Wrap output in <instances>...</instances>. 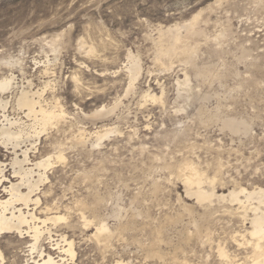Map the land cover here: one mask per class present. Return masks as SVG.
Masks as SVG:
<instances>
[{
    "label": "rangeland",
    "instance_id": "1",
    "mask_svg": "<svg viewBox=\"0 0 264 264\" xmlns=\"http://www.w3.org/2000/svg\"><path fill=\"white\" fill-rule=\"evenodd\" d=\"M175 29L179 45L196 49L191 61L158 56L159 38L168 43ZM128 53L142 71L126 93ZM11 73L17 88L0 94L9 117L31 123L13 106L28 81L33 90L48 81L44 99L57 98L67 114L20 148L32 160L53 156L37 195L40 208L66 213L68 224L53 230L74 241L75 263L231 264L249 255V245L232 239L249 227L238 205L198 203L179 171L192 163L215 177L218 193L264 186V0H0V78ZM185 77L188 87L180 89L176 80ZM114 102L108 115L87 118ZM109 127L117 131L96 144L90 133ZM13 156L0 145L1 162ZM81 212L113 230L107 246L88 235L94 228H83ZM28 239H0L3 264H26ZM153 244L161 254H151Z\"/></svg>",
    "mask_w": 264,
    "mask_h": 264
},
{
    "label": "bare ground",
    "instance_id": "2",
    "mask_svg": "<svg viewBox=\"0 0 264 264\" xmlns=\"http://www.w3.org/2000/svg\"><path fill=\"white\" fill-rule=\"evenodd\" d=\"M196 19L197 17L194 16V22H190L189 29L191 31L196 23ZM176 30L177 29L171 33L168 31L170 33L168 36L170 41L166 44L163 43L161 37L159 38L158 56H165L168 57V59L184 56L186 60L191 61L196 53V49L187 45H179V36ZM163 31L164 30H162V32ZM54 44V42L51 43V45ZM91 51L92 50L89 52ZM126 58L127 64L125 67L129 75V83L126 90L127 93L131 90L134 81L139 77L142 67L140 59L135 54L128 53ZM168 63H170V61ZM76 81L79 82L78 80ZM176 81L179 88L180 86L188 87L189 81L187 77L181 82L179 80ZM48 85L49 82L46 81L43 83L41 89L33 90L30 81H28L27 86L22 87L15 96L13 106L24 113L23 115L31 121L29 124H25V122L21 121L18 117H9V115L5 113L9 100L6 101L3 96H0V108L3 110V123L0 124V145L5 148L11 146L14 154L8 164L0 161V239L9 234H16L21 239H26V237H28L27 251L29 258L26 260V264H77L75 263L77 251H75L74 248V241L69 239L66 234L56 233L57 231L53 230L60 225H64L63 227H65V225L68 224L66 213H60L56 210L57 208L48 205L40 208L42 205L41 198L37 195L40 192V185H43L48 181L47 173L53 166V156L47 155L32 160L29 155V149L20 148L22 143L29 141L33 136L38 137V135L44 133L49 126L54 123L56 124L58 120L65 117L66 113L58 103L57 98L54 97L53 102H47V99H44L43 94L46 92L45 90ZM15 88H17V85L12 73L6 77L4 76L0 78L1 95L5 93L11 94ZM184 90H182L184 93L187 92ZM144 97H150L151 99L156 100L155 97L153 95L151 96L148 92L144 94ZM115 107H117L115 102L111 107L101 105L92 111L91 114L86 116L91 119H99L113 112V110L116 109ZM226 125L230 128H234V124L231 121H228ZM116 131L117 129L109 127L108 129L104 128L95 130L90 133V135L94 137L96 144L99 145L103 138L105 139L110 133ZM84 135V131H81L79 140H82ZM17 148L21 150L20 154L17 153ZM55 158L61 161L64 159V155L61 151H58ZM8 165L12 170L11 177L6 175V168ZM182 166L179 171V177H182L186 194L193 195L196 201L202 204L207 203L210 205L215 200L217 202H228L234 205L237 204L238 206L236 205L237 208L235 210H237L239 218L244 224H249L248 229L244 231L245 233L241 234L236 232L232 235L233 241L238 243V245L245 244L251 247L249 255H246L243 261L236 263L234 260L229 259L230 256L227 253L228 251L217 245L218 255L221 258L229 259L231 264H264V186H255L251 189L243 186H236L230 188L227 192L218 193L212 187L215 177L209 179L201 174L192 163H185L184 166ZM205 182L209 184V188L203 187V183ZM3 194L5 195L3 196ZM65 209H68V207L66 206ZM39 214H43V216H40ZM81 219L83 222V228L88 229V226H93V234L91 233L88 235L93 237L97 245L107 246V242L113 236V230L110 229L108 224L103 220L95 221L93 218L88 219L83 212H81ZM123 229L124 228L121 230ZM55 236L58 238H55ZM246 236L249 238H246ZM160 238L157 236L153 243L156 244V242L160 241ZM46 240L50 245L48 250L43 248V241ZM109 245L110 243L108 246ZM53 251H56V256ZM150 252L153 255H157L159 252L161 254V251L157 252L154 249V244L151 247ZM4 260L5 257L0 249V264L5 263ZM107 264H130V261H126L122 258L120 259L119 257V259L112 260V262Z\"/></svg>",
    "mask_w": 264,
    "mask_h": 264
}]
</instances>
